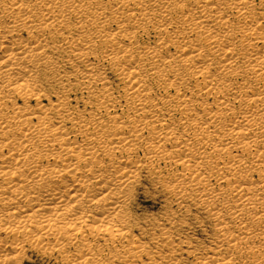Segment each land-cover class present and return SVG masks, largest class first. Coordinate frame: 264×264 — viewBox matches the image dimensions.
<instances>
[{
  "label": "bare ground",
  "instance_id": "1",
  "mask_svg": "<svg viewBox=\"0 0 264 264\" xmlns=\"http://www.w3.org/2000/svg\"><path fill=\"white\" fill-rule=\"evenodd\" d=\"M29 252L264 264V0H0V264Z\"/></svg>",
  "mask_w": 264,
  "mask_h": 264
},
{
  "label": "rangeland",
  "instance_id": "2",
  "mask_svg": "<svg viewBox=\"0 0 264 264\" xmlns=\"http://www.w3.org/2000/svg\"><path fill=\"white\" fill-rule=\"evenodd\" d=\"M109 78L114 81V78L109 74ZM166 195L163 193L162 189L154 188L152 182L149 178H144L141 181V185L137 190L136 198L134 202V210L140 217H160L166 205ZM193 212H195L193 210ZM159 215V216H158ZM144 219V218H143ZM185 220L187 223H193L191 218ZM195 228L193 225L192 228ZM206 228H195L194 230L190 229L189 231H184V235H190L194 239H205ZM205 232V233H204ZM205 234V235H204ZM204 236V237H203ZM207 245H210L209 241L206 242ZM27 260L25 264H55L53 259L43 258L41 255L35 252H29L27 254Z\"/></svg>",
  "mask_w": 264,
  "mask_h": 264
}]
</instances>
